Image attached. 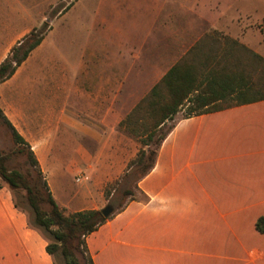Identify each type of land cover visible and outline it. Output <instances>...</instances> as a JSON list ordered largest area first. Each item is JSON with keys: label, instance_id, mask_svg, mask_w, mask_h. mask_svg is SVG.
Here are the masks:
<instances>
[{"label": "crops", "instance_id": "1", "mask_svg": "<svg viewBox=\"0 0 264 264\" xmlns=\"http://www.w3.org/2000/svg\"><path fill=\"white\" fill-rule=\"evenodd\" d=\"M37 8V0H4L0 64L43 23ZM248 8L245 2L238 4L245 20ZM136 13L134 23L149 17L148 27L136 34L137 48L168 30L175 40L172 65L181 57L176 46L182 38L194 40L185 46L186 53L206 33L224 28L230 33L229 13L211 0H151L147 13ZM182 17L186 20H178ZM256 28L238 24L234 37L264 57L262 33ZM49 30L14 75L0 83V108L20 133L26 124L38 133L57 134L62 127L96 141L99 153L90 154L86 165L91 184L71 191L63 181L57 192L51 173L42 171L65 212L100 210L106 202L104 186L119 177L114 167L133 159L119 154L125 138H109L119 132V103L133 101L132 88L145 85L151 74L146 70L139 84L133 69L119 64V55L132 56L129 46L121 53L99 41L87 47L81 18L63 14ZM93 33L101 38L97 30ZM156 59L154 72L161 68V45ZM183 111L175 115L153 169L138 182L143 198L126 201L85 238L95 264H264V232L256 227L264 217V99L189 117ZM36 144L47 153L54 150L53 143ZM73 150L89 148L79 142ZM54 159L47 154L48 168L55 167ZM46 246L45 236L30 225L11 190L0 184V264H55Z\"/></svg>", "mask_w": 264, "mask_h": 264}, {"label": "rangeland", "instance_id": "2", "mask_svg": "<svg viewBox=\"0 0 264 264\" xmlns=\"http://www.w3.org/2000/svg\"><path fill=\"white\" fill-rule=\"evenodd\" d=\"M144 0H37L38 12L41 15H44V21L52 25V28L56 25V18L61 17L63 14L68 13V16L71 19L81 18L85 21L86 29V41L89 42L87 47H93L94 41H99L102 43L103 48H114L119 49V53L122 52L124 46H129L131 48L130 57H125L124 55H119V64L127 65L133 69L132 78L136 82H140L142 74L147 71L151 74V77L145 82V85L134 86L133 101L130 102H120L119 108L121 109V119L123 120L132 109L143 99L151 90L154 82H158L161 79V75L172 65L175 61L174 55V38L171 33L164 32L161 30V39L159 38H150L147 39L146 45L143 48H137L138 44L136 42V34L139 31L147 28L149 20L146 15H143L141 18L142 23H134V14L136 12L147 13L151 0L145 2ZM153 1V0H152ZM164 1V0H161ZM214 4V7L219 9H224L225 14L229 13V19L227 27H229L230 32L226 35L225 28L224 31H214L211 33H206L207 35H216L217 37H231L235 38L234 35L238 33V24L242 27H254L259 29L262 33L261 43L264 45V0H211ZM246 3L249 7L246 12L248 19H244L243 13L238 12V4ZM140 3V4H139ZM4 0H0V7L3 6ZM128 4V6L126 5ZM222 7V8H220ZM260 16L262 19H259ZM138 17V16H137ZM255 17L258 21H255ZM147 18V19H146ZM138 19V18H137ZM146 19V20H145ZM186 20V18H178V20ZM173 20V18L171 19ZM43 21V23H44ZM245 22V23H244ZM41 23L38 28L42 27ZM69 26L71 23L68 24ZM172 23H170V26ZM49 26L46 33H49ZM97 30L101 34V38H94L93 33ZM58 30V32H60ZM60 37L61 33H57ZM204 36V35H203ZM83 40V37H82ZM178 41V40H177ZM193 39L182 38L178 45L176 46L177 51H182L181 59L186 53H183L185 46L187 47ZM113 43V44H112ZM81 45V44H80ZM161 45V68L157 71H152L154 64H157L156 56L159 53V46ZM137 48V50L135 49ZM178 59V60H179ZM38 62V61H37ZM150 68V69H149ZM143 70V71H142ZM237 98L232 99L231 97L226 101L220 103L222 105L235 102ZM186 106L182 115L186 114ZM145 122H149L148 119H145ZM173 125L172 121H168L166 125L162 128L160 133L154 138L152 143L149 146H144L147 157L145 163H150L153 154L152 151L157 150V140L165 134L169 128ZM141 130V129H140ZM22 135L25 137L26 141L33 143L32 150L39 156L42 166L41 170L47 171L46 173H51L50 179L54 186L55 191L59 192V187L61 182H66L67 187L72 191L81 189L84 185L91 184L89 178L91 176L90 171L87 170L86 165L88 157L91 154L99 153L98 145L89 136L78 135L76 133H66L63 128L60 127L57 134L51 133H38L35 129L31 128L29 124H26L24 128H20ZM109 138H117L119 141L125 138L124 146L119 149V154L125 158L133 156V159L137 156L138 151L143 148L140 139L128 132L125 126L120 125L119 132L117 136H109ZM36 142L42 143H53L54 150L47 153L46 150H39ZM84 144L89 151H78L73 150L75 144L77 143ZM20 148H25L22 145L17 144L12 136L10 128L4 123L0 118V150L3 154H8L9 157L6 160V165L8 169H17L25 174L27 181L34 187V192H38L42 197L40 202L41 207L49 212L51 206L47 200V192L43 185V180L37 175L36 170L30 166L29 158L27 151L20 152ZM103 153L108 154L109 151L105 150ZM47 154L50 158H55V167H47ZM51 160V159H50ZM49 160V162H51ZM74 164V165H73ZM81 164V165H80ZM76 167H79L76 169ZM115 173L119 176L112 182L107 183L104 188V194L106 202L102 206L105 207L107 204H111L114 207V212L117 208L122 207L126 201L133 198H143V195L137 188V183L142 172V167H133L129 168L128 165L125 167L117 166L114 167ZM43 176L45 177L44 171H42ZM100 173V172H98ZM63 178H60V177ZM87 177V178H86ZM78 178H82V182L79 183ZM126 190H130L131 194L125 193ZM15 203L17 206L24 211L29 219L31 225H33V211L29 206L27 200V191L24 188L11 189ZM101 208V209H102ZM100 209V210H101ZM113 212V213H114ZM66 215L72 213H67L64 210ZM56 228V227H53ZM41 233L45 236L47 244L54 242L53 236L45 231L42 228H38ZM83 237L75 238L71 241V247L73 248L74 254L78 259V264H89L87 253L83 243H81ZM55 264H66L60 250L55 252L53 255Z\"/></svg>", "mask_w": 264, "mask_h": 264}, {"label": "trees", "instance_id": "3", "mask_svg": "<svg viewBox=\"0 0 264 264\" xmlns=\"http://www.w3.org/2000/svg\"><path fill=\"white\" fill-rule=\"evenodd\" d=\"M48 26L49 24L44 22L42 27L33 29L11 49L9 55L0 64V83L11 78L29 54L42 42ZM230 97L237 98V101L220 104ZM262 99H264V57L238 39L204 35L169 68L149 93L121 120L120 125L125 126L130 134L138 137L143 145L137 156L130 160L128 167H142L139 180L153 169L161 143L173 125L157 140V150L152 151L153 158L150 163H145L147 152L144 146H149L166 123L173 121L175 115L185 106V116L189 117ZM0 118L10 128L14 141L25 147L20 148V152L27 151L30 166L43 180L51 210L47 212L41 207L42 197L38 192H34V187L27 181L24 173L17 169H8L6 160L9 155L3 154L1 150L0 184H5L10 190L24 188L27 191V200L33 211V225H30L44 229L55 240L46 246L49 254L53 256L60 250L66 264H78L70 244L73 239H80L82 236L81 243L85 247L88 263L95 264L88 253L85 238L109 217L106 218L101 210L95 209L66 215L53 197L31 145L1 108ZM145 119L149 120L148 124ZM125 193L131 194V191L126 190ZM256 227L264 232V217L257 220Z\"/></svg>", "mask_w": 264, "mask_h": 264}, {"label": "water", "instance_id": "4", "mask_svg": "<svg viewBox=\"0 0 264 264\" xmlns=\"http://www.w3.org/2000/svg\"><path fill=\"white\" fill-rule=\"evenodd\" d=\"M101 212L103 216L108 218L114 212V207L111 204H107L105 207L101 209Z\"/></svg>", "mask_w": 264, "mask_h": 264}, {"label": "built area", "instance_id": "5", "mask_svg": "<svg viewBox=\"0 0 264 264\" xmlns=\"http://www.w3.org/2000/svg\"><path fill=\"white\" fill-rule=\"evenodd\" d=\"M87 178V177H86ZM78 181H80V178L77 179Z\"/></svg>", "mask_w": 264, "mask_h": 264}]
</instances>
